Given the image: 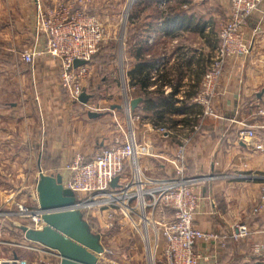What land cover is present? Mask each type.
<instances>
[{"label": "crops", "instance_id": "obj_1", "mask_svg": "<svg viewBox=\"0 0 264 264\" xmlns=\"http://www.w3.org/2000/svg\"><path fill=\"white\" fill-rule=\"evenodd\" d=\"M87 1L0 0V168L8 162V154L23 152L19 150V134L24 137V130L31 139L39 138L40 121L47 138L55 139L53 148L66 146L78 136L76 130L84 120L73 114V107L88 105L92 97L87 103L68 97L60 84L57 58L41 56L34 67L19 65V58L24 53L20 51L25 38L29 45L25 52L35 43L40 47L45 43L44 38L37 40L35 35L37 3L43 7L71 3L88 11ZM90 1L94 6L103 4V0ZM159 1L154 5L146 1L139 17L135 8L141 1H134L129 21L130 26L142 21L147 43V82L142 87L129 76L135 59L127 73L134 92L128 106L130 101L142 99L132 111L140 117L133 131L154 153L144 156L142 165L153 178L174 177L176 157L186 142L185 176L193 179L192 190L199 197L195 224L202 230L228 235L223 243L198 242L197 249L205 256L200 264H264V3L248 22L251 53L228 60L211 98L215 115H204V108L195 102V97L219 45L220 16L215 11L225 14L229 0H186L175 22L168 21L167 7L163 0ZM190 34L196 37H189ZM115 106L121 108H112ZM246 125L255 126V137L239 135ZM34 126L35 132H31L29 129ZM154 126L163 127L169 135L154 130ZM39 165L44 170L40 160L38 171ZM252 175L256 177L251 178ZM6 216L7 212L0 209V235ZM239 223L252 229L248 238L230 236Z\"/></svg>", "mask_w": 264, "mask_h": 264}, {"label": "built area", "instance_id": "obj_2", "mask_svg": "<svg viewBox=\"0 0 264 264\" xmlns=\"http://www.w3.org/2000/svg\"><path fill=\"white\" fill-rule=\"evenodd\" d=\"M263 2L264 0H229L228 18L220 32L214 60L195 97V102L203 106L204 115H215L211 98L228 60L251 53L253 43L247 39V26L250 17L259 11ZM34 30L37 40L44 38L45 43L42 47L35 43L22 54V60L34 67L36 59L41 56L57 58L60 62L61 86L70 99L80 101L79 97L85 91L84 83L89 65L75 66L74 62H89L103 40L102 29L96 17L71 3H56L44 7L37 3ZM152 78L156 79V74ZM129 115L131 119L140 120L139 116L131 115L130 111ZM253 127L255 126L246 125L239 135L255 137ZM154 130L169 135L163 127L154 126ZM186 147V142L180 147L175 161L176 174L168 179H156L147 174L141 160L154 153L137 139L133 130L125 141H116L89 160L77 153L58 173L63 176L64 186L75 192L78 199L75 208L83 213L89 223V210L95 207L103 208L104 211H119L126 218L144 247L146 264H200L205 256L198 251V242L204 240L223 243L228 235L202 230L195 224L199 197L192 190L193 179L185 176ZM43 172L46 173L44 170ZM254 177L256 175L251 176ZM114 178H118L116 186L111 185ZM35 213L39 221L32 228L40 229L43 225L42 213ZM251 233L252 229L247 224L239 223L234 225L230 236L243 239L248 238ZM34 244L52 252L61 261L55 251ZM0 264L27 263L13 258L2 260Z\"/></svg>", "mask_w": 264, "mask_h": 264}, {"label": "rangeland", "instance_id": "obj_3", "mask_svg": "<svg viewBox=\"0 0 264 264\" xmlns=\"http://www.w3.org/2000/svg\"><path fill=\"white\" fill-rule=\"evenodd\" d=\"M146 1L155 4V0ZM163 1L167 8L176 6V0ZM131 2L132 0H103V4L99 6L92 5L90 0L85 3L88 11L98 17L103 40L88 62L89 72L84 89L92 95L90 103H80L77 108L73 107V114H79L80 119L84 120L83 125L76 130L78 136L66 146L53 148L55 139L47 138L44 134L45 127L40 121L39 138L31 139L29 132L24 130V137L19 134V150L23 152L8 154V162L0 168V209L7 212L6 224L3 227L2 223L0 235V261L19 258L27 264H60V259L52 252L26 240L20 229L21 225H38L39 217L35 213L39 208L36 192L38 160L45 172H60L63 165L70 162L77 153L91 157L102 150L104 144L125 141L130 131L134 130V123L139 122L130 118L128 106L134 93L127 74L134 61L132 49L143 38L142 21L130 26ZM135 9L138 11L139 6ZM215 12L220 16L217 29L219 37L229 10L225 14L220 10ZM189 37L196 36L190 34ZM27 42L25 38L21 53L28 49ZM19 65L29 66L22 58H19ZM26 89L28 86L25 84ZM25 104L27 105L26 101ZM112 105H121V108H112ZM89 110L103 112L104 115L90 120ZM29 130L35 132V126ZM104 210L98 207L89 210L93 231L101 235L105 247L99 264H146L144 247L131 224L119 211ZM4 228L6 232L3 231Z\"/></svg>", "mask_w": 264, "mask_h": 264}, {"label": "water", "instance_id": "obj_4", "mask_svg": "<svg viewBox=\"0 0 264 264\" xmlns=\"http://www.w3.org/2000/svg\"><path fill=\"white\" fill-rule=\"evenodd\" d=\"M87 63L83 60L74 62L75 66ZM90 98L91 95L84 91L79 100L87 103ZM141 100L136 98L130 101V112ZM102 114L96 111L88 113L92 118ZM117 181L118 178H114L111 185L116 186ZM36 192L39 204L37 211L42 213L43 225L40 229L21 225L25 239L55 251L61 258L60 264H98L104 252L102 237L92 230L83 213L75 208L77 196L72 189L64 186L62 174L44 173L39 165Z\"/></svg>", "mask_w": 264, "mask_h": 264}, {"label": "trees", "instance_id": "obj_5", "mask_svg": "<svg viewBox=\"0 0 264 264\" xmlns=\"http://www.w3.org/2000/svg\"><path fill=\"white\" fill-rule=\"evenodd\" d=\"M146 0L145 1H141L140 4H139V9L138 11L135 10V13H137V17H139L141 15V13L144 11V4H145ZM160 1L159 0H155V3H159ZM187 3L186 0H177L176 1V6H172V7H168L167 8V12H168V21H171L173 20V22H175V19L178 15H180V6H182V4H185ZM140 6H142L140 8ZM154 13V10L152 11ZM183 12V11H182ZM156 15V17H158V14H154ZM132 17V13H131V16L129 17V21H130V18ZM151 27V26H150ZM145 30H144V26H142V29H141V33L144 34ZM143 38L137 43L136 46H134V48L132 49V53L133 54V58L136 60V65L135 67L129 71V76L131 77L132 80L134 79H137L142 85H143L147 82L148 80V76L146 74V63L147 61L145 60L144 58V53L146 51V45L147 43L145 42L144 40V36H142ZM90 226L93 230V227H92V224H91V221H90Z\"/></svg>", "mask_w": 264, "mask_h": 264}, {"label": "bare ground", "instance_id": "obj_6", "mask_svg": "<svg viewBox=\"0 0 264 264\" xmlns=\"http://www.w3.org/2000/svg\"><path fill=\"white\" fill-rule=\"evenodd\" d=\"M132 114V112H130Z\"/></svg>", "mask_w": 264, "mask_h": 264}]
</instances>
